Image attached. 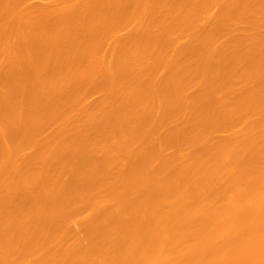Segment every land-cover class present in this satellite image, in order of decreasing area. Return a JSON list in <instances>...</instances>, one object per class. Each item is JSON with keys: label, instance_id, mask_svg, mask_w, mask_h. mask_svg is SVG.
I'll list each match as a JSON object with an SVG mask.
<instances>
[{"label": "bare ground", "instance_id": "6f19581e", "mask_svg": "<svg viewBox=\"0 0 264 264\" xmlns=\"http://www.w3.org/2000/svg\"><path fill=\"white\" fill-rule=\"evenodd\" d=\"M22 1L0 0V264H264V0Z\"/></svg>", "mask_w": 264, "mask_h": 264}, {"label": "rangeland", "instance_id": "374dc122", "mask_svg": "<svg viewBox=\"0 0 264 264\" xmlns=\"http://www.w3.org/2000/svg\"><path fill=\"white\" fill-rule=\"evenodd\" d=\"M27 1L31 4V6H30V7H31V11H30V7L28 8L29 11H30L31 13H33V11H36V12H34V16H33L32 14H31V16H33V17L36 18V15L38 14V16H39L40 12H41L42 9H43V6H42V5H43V4H46V5L49 4L48 2H49L50 0H27ZM27 1H22V2H25V6H26V8H25V12H26V10L28 11V9H27L28 2H27ZM59 1H62V0H59ZM59 1H58V3H57L56 0H54V5H53V3L50 1V3H52V4H50V9H51V7L55 6V3H56V5L58 6V7H57V9H58V8H59ZM63 1H64V0H63ZM63 1H62V2H63ZM76 1H77V0H76ZM76 1L74 2V1H71V0H66L65 5H66V4L71 5L72 2H73V4H74V3H77ZM62 2H61V5H60V6H62ZM26 3H27V5H26ZM79 3H80V2H79ZM23 4H24V3H23ZM37 4L41 5V6H40V7H41V9H40L41 11H39V13L37 12V11H38V10H37V7H36ZM33 5H35L34 7H35L36 10L33 9V7H32ZM39 5H38V7H39ZM52 5H53V6H52ZM63 5H64V3H63ZM217 5H218V4H217ZM22 6H23V13L25 14V12H24V5H22ZM22 6L20 5V7H22ZM44 6H45V5H44ZM66 7H67V6H66ZM217 7H218V6H217ZM64 8H65V7H64ZM215 8H216V5L214 6V9H212V10H215V11H216ZM218 8H220V7H218ZM52 9L54 10L55 7H53ZM59 9H62V10H63V6H62L61 8H59ZM19 10H22V8H20ZM44 10H45V8H44ZM20 12H21V11H20ZM42 12H43V11H42ZM42 12H41V13H42ZM105 12H106V11H105ZM215 13H217V12H215ZM21 14H22V13H21ZM27 14H28V17H26L25 15H23V17H24L25 19H28V18L30 17V16H29V12H27ZM38 16H37V17H38ZM17 17L20 18V14H18ZM21 17H22V15H21ZM204 17H205V16H204ZM35 18L33 19V18L31 17V22H33V20L35 21ZM36 19H37V18H36ZM20 20H22V18H20ZM28 20H29V19H28ZM204 20H205V18L203 19V21H204ZM135 21L137 22L136 24L139 23L138 20H135ZM135 21H134V22H135ZM147 21H148V20H147ZM132 23H133V22H131V24H126V25H131V26L134 27V28H136V27L139 25V24H138V25L134 26L135 23H133V25H132ZM142 25H143V23H142ZM144 25L146 26L145 21H144ZM203 25H204V22H203ZM123 27H124V29H125V30H124L125 32H124L123 29H122V32H124V34H123V33L121 32V30H120L121 27H119V28H120V29H119V30H120L119 32H120L121 34H120V33H119V34L117 33L118 36H116V35H115V34H116V31H114L115 34L112 33L111 36L113 35V37H114V35H115V37H119V38L121 39L122 34H123V37H122V38H124V37H126L125 34L127 35L128 32H129L128 34H131V32L133 33V29H134V28H133L132 31H131V30H130L131 27L129 28V26H128L127 28H125V25H124ZM139 27H140V28H139ZM201 27H202V25H201ZM90 28H91V27H90ZM142 28H143V27H141L140 25L138 26L139 31H142ZM127 29H128V32H127ZM138 29H137V30H138ZM91 30H93V28H92ZM91 30H90V31H91ZM134 30H136V29H134ZM117 31H118V28H117ZM262 31H263V29H262ZM190 32H192V30H191ZM263 32H264V31H263ZM191 34H192V33H191ZM10 35H11V36H10ZM10 35H9V38H8V42H9V45H10V49H14V46H15L14 43H15V41H17L16 43H18V39H19L18 37H19V36L17 37V34H14V33H13V34H10ZM189 35H190V33L188 32V36H189ZM192 35H194V34H192ZM186 37H187V35H186ZM189 37H190V36H189ZM14 38H16V40H15ZM183 38H184V36H183ZM187 38H188V37H187ZM187 38H186V39H187ZM191 38H192V37H191ZM120 39H118L119 43H120ZM184 39H185V38H184ZM186 39H185L184 41H187ZM11 40H12V41H11ZM111 41H112V40H110V42H111ZM118 41H117V43H118ZM179 41H180V40H179ZM181 41H183V40H181ZM119 43H118V44H119ZM102 44H103V43H102ZM118 44H115V46H116V48L114 47L115 49H118V47L120 46V45L117 46ZM181 44H182V43H181ZM177 45H179V44H177ZM101 47H102V46H101ZM104 47H105V46H104ZM106 48H107V47H106ZM106 48H105V49L102 48V49L106 50ZM109 50H110V49H109ZM3 57H4V58H3ZM5 57H6V60L9 61V60L7 59V54H6V56H2L3 59H5ZM2 58H1V59H2ZM1 59H0V63H1V64H3V63H2L3 61L5 62V64L7 63L6 60H3V59L1 60ZM3 65H4V64H3ZM93 65H94V64H93ZM5 66H6V65H5ZM79 66H81V65L79 64ZM79 66H78V68H79ZM63 67H64V65H63ZM92 67H93V66H92ZM67 68H68V67H67ZM67 68H66V71L68 70ZM84 68H85V67H83V70H84ZM93 68H94V67H93ZM79 69H80V68H79ZM60 70H61V68H60ZM81 70H82V69H81ZM81 70H80V71H81ZM62 71H63V73H64V69H63ZM62 71H61V72H62ZM73 72H74L73 74L76 73L75 71H73ZM77 72H78V71H77ZM68 73H69V72H68ZM57 75H58V77H59V75H61V74L59 73V74H57ZM62 75H63V74H62ZM71 75H72V71H71ZM71 75H70V76H71ZM94 75H96V74H94ZM55 76H56V75H55ZM66 76H67V75H66ZM70 76H69V77H66V78H70ZM72 76H75V75H72ZM72 76H71V77H72ZM76 77H77V76H76ZM76 77H73V79L76 78ZM50 78H51V77H50ZM60 78H61V77H60ZM62 78H63V77H62ZM93 78L95 79V77H93ZM56 79H57V78H56ZM56 79H55V80H56ZM64 79H65V77H64ZM73 79H72V81H73ZM53 80H54V78L52 79V82H53ZM59 80H60V79H59ZM59 80H58V81H59ZM62 80H63V79H61V81H62ZM65 80H66V79H65ZM70 80H71V78H70ZM50 81H51V79H50ZM63 81H64V80H63ZM72 81H70V82L72 83ZM23 82H24V81H23ZM26 82H30V80H26ZM58 83H59V82H58ZM61 83H64V82H61ZM65 83H67V82H65ZM68 83H69V82H68ZM190 89H191V88H190ZM193 89H194V88H193ZM191 90H192V89H191ZM96 91H97V92H102L101 90H96ZM96 91H95L94 93H97ZM189 92H190V91H189ZM90 93H91V96H90V97H89V94H88L89 102L92 101L91 104H93V103H94L93 100L96 101L97 97H100V94H101V93H97V94H95V95H94L93 91L90 92ZM103 93H104V92H103ZM98 94H99V95H98ZM220 95H222V94L220 93ZM103 96H104V94L102 95V97H103ZM218 97H219V95H218ZM85 98H86V97L84 96V99H85ZM95 98H96V99H95ZM221 98H222V96H221ZM223 98H224V96H223ZM101 99H102V98H101ZM85 100H86V99H85ZM87 100H88V99H87ZM87 100H86V101H87ZM99 100H100V98L97 99V101H99ZM86 101H85V102H86ZM87 102H88V101H87ZM87 102H86V103H87ZM83 103H84V100H83ZM87 104H88V103H87ZM91 104H90V105H87V106H91ZM84 106H86L85 103H84ZM75 120H76L77 122H79V120H77V119H75ZM242 125H243V124H241V126H242ZM53 126L55 127V125H53ZM53 126H50L49 128L52 129ZM49 128L47 129V131H45L46 135H48V133H49V132H48V131H49ZM243 128H244V127H243ZM238 130H240V129H239V126H238ZM241 130H242V127H241ZM224 131H225V130H224ZM224 131H221V134H220V131L218 132V134L216 133V137H217V135H220V136L222 137ZM47 132H48V133H47ZM225 133H226V131H225ZM230 133H231V131H229V134H230ZM49 134H50V133H49ZM42 135H43V134H42ZM46 135H45L44 137H47ZM227 135H228V134H226V136H227ZM48 136H49V135H48ZM220 136H218V138H219ZM224 136H225V134H224ZM30 148H31V147L25 149V152H26L28 149L31 150ZM168 149H169V150L171 149V151H168V153H169V152L171 153V152H173V150H174L173 147H169V148H167V150H168ZM29 150H28V151H29ZM32 150H34L33 147H32ZM25 152H23V155H26ZM29 152H30L29 154H28V152H27L28 155L34 153V151H32V153H31V151H29ZM244 186H245V185H244ZM241 187H242V186H240V188H241ZM245 187H246V188L243 189V191H244V190L248 191L247 186H245ZM216 188H217V187H216ZM240 188H239V189H240ZM241 189H242V188H241ZM240 192H241V190H240ZM244 192H245V191H244ZM244 192H243V193H244ZM236 195H237V194H236ZM241 195L244 196L243 194H241ZM246 196H248V195H246ZM190 197H191V195H190ZM192 197H193V195H192ZM240 197H241V196H240ZM234 198H235V197H234ZM234 198H233V199H234ZM236 198H237V197H236ZM241 198H242V197H241ZM243 198H244V197H243ZM245 198H246V197H245ZM245 198H244V199H245ZM108 199L111 200V201H108ZM193 199H194V198H193ZM193 199L191 198V200H193ZM101 200L103 201V200H104V197H102V198L100 199V201H101ZM112 200H113V199H110V198L107 197V200H106V201H105V200H104L103 202H100V201H99L100 203H98V205L101 204V205H100V208H101V207H104V209H105L106 206H108V207H106V209H107V208L109 209V205L111 204V206H112V204L115 203V201L113 200V202H112ZM188 200H190V199H188ZM237 200H239V198H238ZM240 200H241V199H240ZM229 201H232V200L229 199ZM234 201H236V199H235ZM188 202H189V201H188ZM214 202H215V201H214ZM232 202H233V201H232ZM102 203H103V204H102ZM190 203H191V202H190ZM190 203H189V204H190ZM187 204H188V203H187ZM209 204H211V203L209 202ZM214 204H216V203H214ZM217 204H218V203H217ZM217 204H216V205H217ZM98 205H97V203H96V206H95V207L98 208V210H100L99 207H98ZM211 205H212V204H211ZM111 206H110V207H111ZM189 206H190V205H189ZM206 206L208 207V205H206ZM214 206H215V205H214ZM96 208H95V209H96ZM87 209H88V210H89V209H90V210H93V212H90V210H89V214H87V213H88V210H87ZM95 209H94V206H93L92 208H90V207L86 208V210H87V211L85 210L86 215H90V213H95L94 211L97 212V210H95ZM104 209L102 208V210H104ZM188 209H189V207H188ZM188 209H187V210H188ZM85 212H84V214H85ZM84 214L81 216V218L84 216ZM86 215H85V216H86ZM126 216H127V214H126ZM77 223H78V222H77Z\"/></svg>", "mask_w": 264, "mask_h": 264}]
</instances>
